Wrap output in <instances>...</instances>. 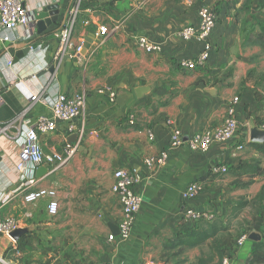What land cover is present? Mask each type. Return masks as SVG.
Masks as SVG:
<instances>
[{
	"label": "crops",
	"instance_id": "1",
	"mask_svg": "<svg viewBox=\"0 0 264 264\" xmlns=\"http://www.w3.org/2000/svg\"><path fill=\"white\" fill-rule=\"evenodd\" d=\"M71 3L26 0L35 24L20 28L12 43L0 40V123L28 105L20 87L37 92L44 85L43 65H54L59 31ZM202 6L213 7L218 16L211 35L214 47L205 67L189 70L179 62L196 57L202 43L183 39L179 30L198 24ZM45 8L58 13L50 17L56 21L44 23L39 32L36 16ZM103 24L116 29L105 39L96 36ZM260 24L264 25V0H85L71 45L48 85L52 95L86 94L83 114L73 121L85 131L74 142L67 123L57 120L56 130L41 136L45 156L59 153L65 143L77 145V152L63 165L45 159L39 167L46 173L38 177L37 169L35 174L38 186L56 188L59 213L50 216L46 200L31 206L33 217L22 225L17 239L0 236V256L15 264H199L207 256H212L210 264H222L227 256L229 264H251L255 242L247 239L238 245L237 240L254 230L261 232L263 217H249L250 229L237 235L227 224L246 217L244 209L264 186V173L252 176L250 170L264 169V157L250 141L251 129L264 120V99L256 98L257 91L264 98L259 87L264 80L254 77L258 46L243 34L245 27ZM139 36L159 43L162 50L145 52L137 45ZM88 38L94 39L90 48L77 59L76 48ZM38 44L45 51L35 49ZM19 45L33 49L16 60ZM34 74L43 76L33 79ZM110 92L117 94L114 103ZM235 96L240 101L234 139L215 142L204 153L185 143L172 149L164 164L146 165L148 157L167 149L173 126L186 138L213 128L222 123ZM130 114L136 116L135 125L129 123ZM40 115L53 117L48 106L35 102L28 116L34 120ZM148 128L154 131L153 141ZM17 130L14 126L6 136L0 134V193L16 189L2 213L21 218L24 191L18 189L15 169L20 155ZM239 144H244L243 150L237 149ZM223 164L230 166L227 173L212 174L214 165ZM119 168L139 175L136 190L142 205L131 237L110 241L121 217L112 191ZM196 180L204 189L190 205L214 212L211 221L184 219L189 204L181 193Z\"/></svg>",
	"mask_w": 264,
	"mask_h": 264
},
{
	"label": "built area",
	"instance_id": "2",
	"mask_svg": "<svg viewBox=\"0 0 264 264\" xmlns=\"http://www.w3.org/2000/svg\"><path fill=\"white\" fill-rule=\"evenodd\" d=\"M85 0H72V3L63 18V26L59 31L60 47L54 57L55 70L57 64L66 54L71 45L72 35L76 28L81 13V7ZM93 2L106 0H89ZM199 22L197 25H187L179 30V35L185 40L197 39L202 43L200 53L192 59H183L179 65L185 69L193 70L198 67H205L210 59L213 50V42L211 39L212 32L218 22L216 10L211 6H202L198 11ZM31 21L29 11L26 5V0H0V40L5 43H12L17 39V32L20 28L30 25ZM35 24V23H34ZM116 29H110L107 25H100L96 31V36L99 38H107ZM137 45L147 53H158L162 50L159 43L151 41L145 36L137 37ZM84 45L76 48L77 55L81 52ZM33 49V46H30ZM35 49H42V44H38ZM13 57L9 55L8 64H12ZM49 63L43 65L45 73L44 85L37 92H31L26 89L21 82L17 85L22 92L25 93L28 100V105L16 114L9 122L0 123V134L7 135V132L12 127H18V136L16 141L20 144L19 159L15 164V169L18 172L17 181L20 183L18 189L24 191L23 205L24 210L21 218H16L2 213L3 207L8 204L16 194V189L9 192L0 193V236H11L12 233L21 229L28 220L33 217L31 206L36 205L41 200L47 201V213L50 216H56L59 213L58 192L54 187H41L37 185L35 176L38 167L47 159L50 162H56L58 165H63L77 152L78 146L72 143H65L62 151L55 153L52 156H45L41 136L49 134L56 130L57 120L67 123V134H83L84 126L78 127L73 121L83 114L86 105V94L81 92H62L58 91L55 94H50V81L54 78V71L49 70ZM43 75L34 74L33 79H39ZM109 101L114 103L117 99L115 92L109 93ZM239 97L235 96L226 110L225 118L222 123L207 129L204 132H198L186 138L185 133L178 127L172 129L169 145L158 154L152 155L146 159V165L149 168L155 165H162L168 159L170 151L187 143L189 148L195 152H207L213 143H226L237 134L239 123L237 120V105ZM35 102H42L48 106L53 117L40 115L36 119L29 118L28 113L31 110V105ZM129 123L136 124V116L129 115ZM257 128L264 130V120H262ZM147 134L150 141L155 139V134L152 128H148ZM244 144L237 146L238 150H243ZM230 170L229 164L214 165L211 169L212 174H225ZM31 171V172H29ZM114 182L112 185L113 193L118 197L121 206V217L117 223L120 233L118 235L112 233L109 235V240L122 241L128 240L141 210L142 196L136 190V185L140 181L139 175L133 170L119 168L114 172ZM17 189V190H18ZM204 189V184L200 180L192 181L182 190L181 196L187 207L184 210V219L193 222L211 221L215 218L214 212L197 209L190 204L198 197ZM248 239V234H243L237 244L242 245ZM229 257L223 259L222 264H229ZM0 264H15L12 260L4 256H0Z\"/></svg>",
	"mask_w": 264,
	"mask_h": 264
},
{
	"label": "water",
	"instance_id": "3",
	"mask_svg": "<svg viewBox=\"0 0 264 264\" xmlns=\"http://www.w3.org/2000/svg\"><path fill=\"white\" fill-rule=\"evenodd\" d=\"M57 13H58V10H54V9L51 10L50 8H45L44 10H42L36 16V19L38 20V23H37L38 31L39 32L43 31L41 29H42V27H43V29L45 28L44 23L51 24V22H55L56 18L54 17L53 19H51L50 17L53 15H56ZM93 40H94L93 38L87 39L86 43L83 46V49L78 54L77 59L83 57L86 54V52L90 48ZM16 48L19 49L18 52L16 53V60H20L21 58L25 57L30 51V47L26 46V45H19ZM50 70H53V68H51ZM137 93H139V91H137ZM77 137H78V135L74 134L72 141L75 142ZM250 141L254 142V143H264V130H261L257 127L252 128L251 132H250ZM46 171L47 170L45 168L39 167L37 170L38 177L43 176L46 173ZM119 233H120L119 228H118V226H116V233L115 234L118 235ZM20 235H21V231L18 230L16 232L12 233L11 237L14 239H17ZM263 238H264V235L257 230L252 231L248 235V239L252 240L254 242H261L263 240Z\"/></svg>",
	"mask_w": 264,
	"mask_h": 264
},
{
	"label": "rangeland",
	"instance_id": "4",
	"mask_svg": "<svg viewBox=\"0 0 264 264\" xmlns=\"http://www.w3.org/2000/svg\"><path fill=\"white\" fill-rule=\"evenodd\" d=\"M263 27L264 25L262 24L256 27L247 26L244 28L243 34L247 36L250 33L260 32ZM257 46H258V50L253 55V58H254L253 62H254V65L256 66L255 68H257V72L255 73L254 77H256V75H259L258 77L264 80V46L261 44L259 45L257 44ZM251 50H253V48H251ZM263 206H264L263 202H260V200H257V196L253 197L249 201L247 208L244 209L246 217L244 219L237 220V221L227 224L228 229L232 230L231 232L234 235L241 234L243 230L250 229L249 227L250 222L248 218L249 217L253 218L254 214H259L263 217V224L262 226H260V230L264 234V216L261 213Z\"/></svg>",
	"mask_w": 264,
	"mask_h": 264
},
{
	"label": "trees",
	"instance_id": "5",
	"mask_svg": "<svg viewBox=\"0 0 264 264\" xmlns=\"http://www.w3.org/2000/svg\"><path fill=\"white\" fill-rule=\"evenodd\" d=\"M254 35V36H252ZM247 41H251L252 43L256 44H261L264 46V27L261 29L260 32L256 33H250L246 36ZM260 90L262 93H264V81L259 85ZM256 98L257 100L261 101L263 100V96L260 92H256ZM259 153L264 157V143H252ZM252 176L255 174H263L264 169L260 168L259 166H254L251 169ZM257 200H260V202H263L264 204V186L261 189V191L257 194ZM262 214L264 216V206L262 207ZM264 235V234H263ZM212 260V256H207V257H201L199 259V264H210ZM251 264H264V238L261 242H255L254 243V248H253V253H252V259H251Z\"/></svg>",
	"mask_w": 264,
	"mask_h": 264
}]
</instances>
